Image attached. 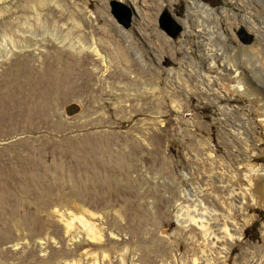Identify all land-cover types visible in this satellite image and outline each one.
<instances>
[{
  "label": "rangeland",
  "instance_id": "rangeland-1",
  "mask_svg": "<svg viewBox=\"0 0 264 264\" xmlns=\"http://www.w3.org/2000/svg\"><path fill=\"white\" fill-rule=\"evenodd\" d=\"M195 1L208 15L191 0H0V264H192L200 230L177 212L205 172L222 194L223 167L246 189L225 264H264L248 255L264 257V176L245 177L264 169V0ZM222 63L246 84L254 70L259 95L214 91L234 84Z\"/></svg>",
  "mask_w": 264,
  "mask_h": 264
},
{
  "label": "bare ground",
  "instance_id": "bare-ground-1",
  "mask_svg": "<svg viewBox=\"0 0 264 264\" xmlns=\"http://www.w3.org/2000/svg\"><path fill=\"white\" fill-rule=\"evenodd\" d=\"M191 2L195 8L199 7L200 10H202V12L204 14L208 15L209 9L207 6H205L202 3H197L195 0H191ZM76 27L78 29V26H76ZM80 31L81 30H79L78 32H80ZM93 32H94V30H93ZM84 33H85V34H83L84 36L79 35L78 38L82 37V38L87 39V37H89L88 33L87 32H84ZM53 35L58 36L59 34L56 35V32H55V34H53ZM73 35H74L73 33L68 31L65 34V37H64L65 39L64 38L63 39L67 40L68 38H71ZM80 44H81L80 45L81 49L78 52L79 54L83 53V51H85V50L91 49L90 47H87L85 45V42H80ZM90 52H91L90 55L93 58V63L97 66V70H96L95 74H99L103 70V67H105V65H103V64L106 60L103 58V56L101 55L100 50L98 48H96V47L94 49L92 48L90 50ZM83 60H84V58H83ZM241 65H242V63H241ZM222 66H224L225 68L224 69L220 68L221 72H223L225 75H227V77H230V79L232 80V82L234 84L231 86L229 85V88H225L221 85L222 86L221 88L214 89V91H217L218 93H222L221 91L225 90V91H227V93H237L240 95H248L251 97H253V96L257 97L259 95V93H257V87H256L257 85L255 83L256 77L254 75L253 69H252L253 74L251 77V81L249 79V81L246 84L243 79L246 78V76H248L249 74L245 68H242L239 64L228 65L226 67V65H223V63L221 64V66L219 65L218 68L222 67ZM259 100L261 102V106L258 108V111H259V114L262 116L261 118L263 119V122H264V96L261 97ZM206 161H208V160H206ZM203 166H205V165H203ZM210 166H213V164L210 163ZM197 167H198V165H197ZM223 168L221 169L222 175L218 176V183L220 184L219 187L221 189L220 191L222 192V194L214 192V191L212 192L209 190V187L210 188L212 187V184H211L212 181L211 180L214 179L213 178L214 176L212 175L213 170L212 171L210 170L211 173H208L209 171L205 172L204 176H206L207 181H205L204 184H201V182H200L201 180L199 182H197V180H196L193 183V185L189 186V189L185 190L184 195L187 199L191 200V202H192L191 206L190 205L182 206L180 208V210L177 212L176 221L179 223L182 232H184L185 229L188 228L187 227L188 223H190L191 225H194L195 227H198L200 230V236H199L200 238L199 239L197 238L198 240L196 241V243L192 244V247L188 248L186 250V253H185V254H188V258L190 257L189 255H191V257L193 256L191 258V261H190L192 264H202L201 261H203L206 264H225V263H228L229 255L226 258L227 255L225 256L224 254H226V253L230 254L231 251L233 250L234 244L236 242H241L243 237H244L242 228L240 227L239 223L235 219L234 214L238 213L241 215L244 212V205L246 204L244 201L245 196H246V195H244V190H246V189L242 188V186H240L241 181L238 178V174H236V173L231 174L232 182L226 183L224 180V176H223L226 174H224ZM205 170H207V169H205ZM255 175H263L264 176V169H256L253 166H248V173L245 176L246 180H247V186L246 187L249 188V187L254 185L253 180H254ZM239 181H240V183H239ZM258 188H259V190L257 189L258 192L260 194L261 193L264 194V178L262 179V181H260V183H258ZM258 192H257V194H258ZM249 193H251V192H249ZM248 195H247V197H249ZM205 196H206V198H204ZM209 198H212L211 205H208L206 203L207 202L206 200H208ZM85 226H86L85 228H86V230H88V232L90 230L92 231V234H90V236L96 235L95 231L91 228V226H89V227L87 225H85ZM92 238H94L97 242L101 243V237H98V238L92 237ZM246 249H247L246 250L247 252L250 251V248L246 247ZM128 251H129V249H128ZM248 255L252 256V258H254L255 261L258 263L262 262V260L264 258L259 254V252L257 250L250 252ZM105 256L107 257V255H105ZM120 256L124 258L125 253L120 254ZM185 256H187V255H185ZM220 260H222L223 263H220L219 262ZM236 261L238 262V260H236ZM124 262L126 264V261H124Z\"/></svg>",
  "mask_w": 264,
  "mask_h": 264
},
{
  "label": "water",
  "instance_id": "water-1",
  "mask_svg": "<svg viewBox=\"0 0 264 264\" xmlns=\"http://www.w3.org/2000/svg\"><path fill=\"white\" fill-rule=\"evenodd\" d=\"M112 5L114 6V12L117 13L116 10H118L117 8H120L121 10V14L120 12H118L117 14L119 15L118 17L124 22H126L128 20V17H129V10L124 8L123 7H120L119 4L117 2H113ZM165 17V16H164ZM169 18V17H168ZM167 20V19H166ZM165 24H166V28L169 29L172 33H171V37L172 38H176L179 36V34L181 33V28L176 25L175 23H173L171 21V19H169L167 22L165 21ZM242 34V33H241ZM243 35V34H242ZM245 39L244 40H250V38H247L245 35H244ZM247 38V39H246Z\"/></svg>",
  "mask_w": 264,
  "mask_h": 264
}]
</instances>
